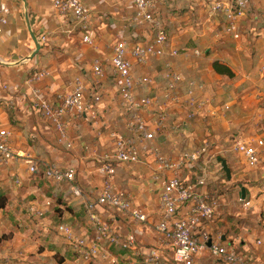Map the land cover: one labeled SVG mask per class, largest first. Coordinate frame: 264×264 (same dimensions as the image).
I'll return each instance as SVG.
<instances>
[{"label": "crops", "instance_id": "obj_1", "mask_svg": "<svg viewBox=\"0 0 264 264\" xmlns=\"http://www.w3.org/2000/svg\"><path fill=\"white\" fill-rule=\"evenodd\" d=\"M81 1L92 10L93 45L82 42V35L73 28L70 17L53 8V0H27L30 11L37 16L34 32L37 37L46 35L48 41L41 45L32 60L17 63L14 57L23 60L35 50L25 20V7L22 0H0V19L7 21L5 25L0 24V60L10 63V66L0 65V129L11 133L10 144L14 152L30 153L40 161H54L75 168L76 183L93 195L103 183L98 172L100 162L113 150L111 134L133 136L128 128L133 117L121 107L116 79L110 76L97 80L92 72L93 63L100 60L109 70V59L118 39L124 38L130 44H145L153 37L147 26H132L135 12L131 0ZM216 1L223 0H158L160 16L169 36L167 49H177L180 54L177 57L151 58L144 67L134 64L136 77L147 75L154 81L151 88L141 90L139 95L161 94L167 84V65H170L172 71L203 85V95L213 100L219 110L217 118L185 124L182 122L183 110L173 109L165 133L157 135L154 140L166 156L192 151L205 139L224 146L237 137L264 140V75L259 71L264 59V40L259 37L264 32V0H247L249 13L241 23L240 40L225 34L223 15L211 13V5ZM2 5L5 11L1 9ZM195 51H199L200 55L196 56ZM215 62L228 67L233 76L217 73L213 67ZM41 71H47L48 76L38 82H29ZM78 77L86 84L87 96L100 93L101 101L97 105L99 117L97 121L86 118L75 120L70 127L73 147L67 148L57 142L54 129L32 111L31 101L35 89L50 101H55L56 95L69 91ZM140 114L149 120L147 110H142ZM218 159L226 161L230 179L225 176ZM206 163V166L198 164L187 169L183 179L193 185L196 175L206 168L211 177L205 187L197 188V192L208 194L216 205L221 202L222 207L237 210V219L232 227L221 224L224 222L221 219L223 213H218L219 218L216 216L208 228L213 232V238L220 236L221 244L236 248L249 264H264V252L256 244V240L264 238V148L261 162L254 168L246 167L233 154L218 157L216 161L210 159ZM12 172L23 180L27 175L23 165L5 168L0 164V183L2 179L12 182ZM168 175V172L158 171L153 157L149 155L143 156L137 164H118L113 179L115 189L126 191L133 205L146 212L149 219L145 223L135 222L114 210H102L104 217L114 224L123 239L134 235L137 240L135 249L103 243L116 259L115 264H146L145 255L152 250L161 254V264H176L172 248L155 230L162 217L160 195ZM34 178L49 183L51 192L39 187L37 192L53 201L54 198L58 200L57 208L63 210L59 213H63L64 221L79 234L92 237L84 207L73 198L69 186H56L42 176ZM34 178H29L33 180L32 185L37 183ZM230 188L232 192L227 193ZM243 188L246 190L245 198L251 201L247 209L238 203ZM34 202L41 203L39 199ZM187 210L188 207H183L180 214H185ZM217 218L221 229L215 224ZM258 220L261 225L254 223ZM21 229L0 210V238L10 234L8 239L0 242V263L109 264L98 260L82 261L56 235L54 223H28ZM22 231L27 238L20 239ZM11 233L14 235L11 236ZM19 249L31 252L29 260L20 257L22 252ZM196 264L225 263L207 253Z\"/></svg>", "mask_w": 264, "mask_h": 264}, {"label": "built area", "instance_id": "obj_2", "mask_svg": "<svg viewBox=\"0 0 264 264\" xmlns=\"http://www.w3.org/2000/svg\"><path fill=\"white\" fill-rule=\"evenodd\" d=\"M134 6L132 26H147L152 33V39L147 43H128L120 38L114 44L109 59V70L100 60L93 63L92 72L97 80L101 81L110 76L116 79L123 110L132 115L133 120L128 128L133 134L131 137L119 133H112V153L106 155L100 162L98 172L102 175L103 183L93 192L87 193L76 183L77 172L71 166L60 165L57 162H43L30 153H16L11 144V133L0 129V164L5 168L12 165H23L27 177L42 176L56 186L68 185L71 195L82 203L86 221L92 229L93 235L84 236L75 231L69 224H60L57 230L59 237L70 246L75 254L84 262L98 260L115 264L116 259L111 252L104 248L107 242L112 247L135 249L137 240L134 235L123 239L112 222L107 220L102 210H114L125 215L129 220L145 223L149 217L142 209L133 205L130 195L114 187L113 179L118 164H137L145 155L152 156L159 172H168L160 195L162 217L155 226L159 236L172 248L173 260L176 264H196L205 254L209 253L215 260L225 264H249L248 260L232 246L221 244L220 236L213 238L209 226L217 216V205L210 200L208 194L197 192L198 187H205L211 177L210 172L202 169L197 174L195 184L186 182L182 175L190 167L201 164L206 166L210 159L237 155L246 167L254 168L261 162L264 140L234 138L224 145L205 139L201 145L192 151H183L175 156H166L155 145L157 135H162L167 129L168 121L173 109H182L183 123L206 118H217L219 110L213 100L203 95L204 87L196 80H188L182 74L171 70L167 65V84L159 95L143 94L154 85L151 77L134 75V64L144 67L151 58H162L166 55L177 57V49H167L168 33L160 16L158 0H131ZM53 8L65 17H70L73 28L82 35V42L93 45L92 10L81 0H53ZM5 11V6L1 8ZM213 15H223L225 19L224 32L235 40L241 39V23L249 13L247 0H223L211 5ZM6 19L1 18L0 24L5 25ZM131 26V27H132ZM2 29L0 27V33ZM264 40V32L259 34ZM40 45L48 41L46 35H39ZM196 56L200 55L195 51ZM260 73L264 75V59L260 66ZM48 76L47 71H41L33 76L29 82H38ZM86 84L78 77L72 88L57 94L55 101H50L40 91H33L31 101L32 111L39 114L44 122L52 127L57 134V142L67 148L73 147L70 136V127L75 120L86 118L97 121L99 112L97 105L101 101L99 92L86 95ZM147 110L150 113L146 120L140 112ZM219 162V159H218ZM220 163V162H219ZM10 180L15 187L20 188L24 180L17 173H10ZM238 203L247 209L251 201L239 197ZM54 206V201L31 202L26 208L29 218L42 222L48 211ZM188 207L185 214L180 209ZM257 246L264 252V238L256 240ZM146 264H161V254L152 250L145 255ZM0 264H12L0 263Z\"/></svg>", "mask_w": 264, "mask_h": 264}, {"label": "rangeland", "instance_id": "obj_3", "mask_svg": "<svg viewBox=\"0 0 264 264\" xmlns=\"http://www.w3.org/2000/svg\"><path fill=\"white\" fill-rule=\"evenodd\" d=\"M168 30V29H167ZM12 170V169H11ZM198 174H201L198 173ZM24 184L22 187L20 188H16L14 187V185L12 184V182L7 183L5 180L2 179L1 181V185H0V195H6L8 203L6 208L3 210V213L5 215L6 218H10L11 221L13 222V224H16L17 227L19 229H21L22 227L25 228L28 223H34L35 225H38L41 222L35 221L31 218L28 217L27 213H26V208L28 206L29 203L34 202L35 200L39 199L41 202L45 201L46 199H51L49 196H40L39 192H37L38 188H43L44 190L51 192V186L49 185V183L45 180H40L39 178H34L35 180H37V183L32 185L31 183H33L32 181L29 180V178L27 177V175L25 174L24 176ZM39 185V186H38ZM231 188L230 190L227 191V193H231ZM231 199V198H230ZM54 206L50 209V211H48L47 216L45 218L44 221H42V223L44 222H50V223H54L55 224V232L56 235H58L57 230L60 224L66 223L68 224L66 221H64L63 219V213H59V211L63 212V210H59L57 208V204H58V200L54 198ZM218 202V200H217ZM219 205L218 206V210H217V215H219L218 213H223V217L221 219H223L224 222H221V224L223 223L224 225H229V226H233L235 221H236V213L237 210L235 208H231V209H227L222 207V203L218 202ZM237 203V202H236ZM219 218V216H217ZM217 218V221L215 222V224H217L218 229L222 226L220 224V220ZM254 223H258L259 225H261V222H254ZM221 225V226H220ZM221 229V228H220ZM22 230V229H21ZM219 232V231H218ZM222 230L220 231V233L222 234ZM14 234L11 233V236H13ZM10 236V234H5V236L3 235L0 238V242L2 240H6L8 239V237ZM20 239L23 238H27L28 236L24 234V232H21V235L19 234ZM59 236V235H58ZM227 237V235H226ZM19 243V241H18ZM67 248H71L70 246H68L66 244ZM72 249V248H71ZM19 251L22 252V254H20V257L28 259L32 256L31 252L26 249H19Z\"/></svg>", "mask_w": 264, "mask_h": 264}, {"label": "water", "instance_id": "obj_4", "mask_svg": "<svg viewBox=\"0 0 264 264\" xmlns=\"http://www.w3.org/2000/svg\"><path fill=\"white\" fill-rule=\"evenodd\" d=\"M22 2H23L24 7H25V20H26L28 31L30 33V37H31L32 42L34 44L35 50L28 57H26L23 60H20L19 57H17V56L14 57L13 60L15 62H17V63L32 60L37 55V53L40 51V48H41V45H40V43L38 41V37H37L36 33L33 30V26L37 22V16H36V14H34V13H32L30 11V9L28 7L27 0H22ZM0 65H2V66H10V63H5V62L0 60ZM219 162H220V164L222 166V169H223L227 179H230L231 178V173H230V169L227 166L226 161L224 159H219ZM241 196H242L243 199L246 197L245 188L242 189Z\"/></svg>", "mask_w": 264, "mask_h": 264}, {"label": "trees", "instance_id": "obj_5", "mask_svg": "<svg viewBox=\"0 0 264 264\" xmlns=\"http://www.w3.org/2000/svg\"><path fill=\"white\" fill-rule=\"evenodd\" d=\"M213 67H214V70L219 73V74H222V75H227L229 77H232L233 76V73L232 71L226 67V66H223L217 62H215L213 64ZM221 165V164H220ZM223 170V169H222ZM224 172V171H223ZM225 174V173H224ZM226 176V175H225ZM242 197V196H241ZM7 203H8V200H7V197L6 195H0V210H4L7 206Z\"/></svg>", "mask_w": 264, "mask_h": 264}]
</instances>
